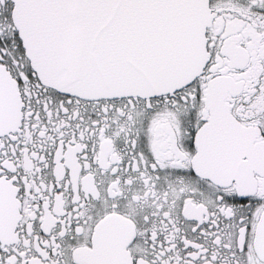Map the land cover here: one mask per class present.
<instances>
[{"label": "snow or ice", "instance_id": "snow-or-ice-1", "mask_svg": "<svg viewBox=\"0 0 264 264\" xmlns=\"http://www.w3.org/2000/svg\"><path fill=\"white\" fill-rule=\"evenodd\" d=\"M0 264H264V0H0Z\"/></svg>", "mask_w": 264, "mask_h": 264}]
</instances>
